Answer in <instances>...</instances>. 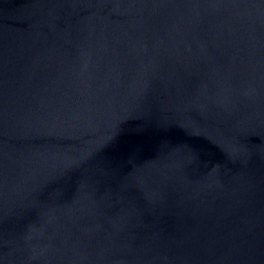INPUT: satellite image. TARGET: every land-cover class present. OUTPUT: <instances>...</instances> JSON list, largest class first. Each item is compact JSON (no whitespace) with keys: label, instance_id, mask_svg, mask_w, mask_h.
Returning <instances> with one entry per match:
<instances>
[{"label":"water","instance_id":"water-1","mask_svg":"<svg viewBox=\"0 0 264 264\" xmlns=\"http://www.w3.org/2000/svg\"><path fill=\"white\" fill-rule=\"evenodd\" d=\"M0 264H264V0H0Z\"/></svg>","mask_w":264,"mask_h":264}]
</instances>
